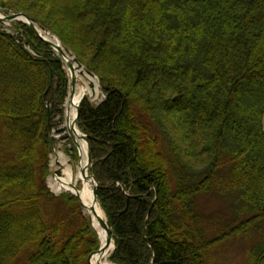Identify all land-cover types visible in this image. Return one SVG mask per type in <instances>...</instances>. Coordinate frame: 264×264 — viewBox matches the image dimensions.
<instances>
[{"label": "trees", "instance_id": "1", "mask_svg": "<svg viewBox=\"0 0 264 264\" xmlns=\"http://www.w3.org/2000/svg\"><path fill=\"white\" fill-rule=\"evenodd\" d=\"M0 10L36 19L99 79L105 96L82 99L78 127L112 262L219 264L212 249L260 226L264 0H0ZM2 26L0 148L12 159L0 161V264H89L98 233L77 196L47 184L69 76L29 24ZM167 123L179 136L164 147ZM203 195L239 204L215 237ZM248 264H264V231Z\"/></svg>", "mask_w": 264, "mask_h": 264}, {"label": "bare ground", "instance_id": "2", "mask_svg": "<svg viewBox=\"0 0 264 264\" xmlns=\"http://www.w3.org/2000/svg\"><path fill=\"white\" fill-rule=\"evenodd\" d=\"M0 16L2 14L0 13ZM27 21V19L22 18ZM35 28L46 39L54 42L56 45L63 46L57 37H54L51 33L43 30L37 23H33ZM64 64L67 66V70L71 77L76 81L75 88L70 91L67 101V113L68 121L66 125L71 129L70 137L74 139V142L78 148L80 159L75 168L69 159V156L63 150H55L53 156V162L61 173L56 174L54 177L53 186L59 191H67L72 194L78 195L85 206L86 212L89 214L91 222L94 224L99 238L103 245V252L96 255L92 262L94 264H114L111 261L110 256L114 250V240L109 238V232L106 224V213L94 194L95 182L89 175L84 174L88 162V144L79 129H73L74 118L77 112V106L79 105L82 97L86 95H92L96 97L99 93V79L90 74L84 67L76 63L72 57H66ZM69 148L74 145L70 144Z\"/></svg>", "mask_w": 264, "mask_h": 264}, {"label": "rangeland", "instance_id": "3", "mask_svg": "<svg viewBox=\"0 0 264 264\" xmlns=\"http://www.w3.org/2000/svg\"><path fill=\"white\" fill-rule=\"evenodd\" d=\"M0 13L3 15H7L9 12H4L0 10ZM2 24H3V26L1 27L2 29H5L7 31H11L13 29L12 27L13 22L11 23L6 22ZM65 68L67 70L66 65ZM68 75L70 76L69 72ZM99 88H100V84H99ZM104 96L105 94L100 88L98 95L94 97L92 100L95 102H100L104 98ZM63 116L64 119L60 123L59 127L65 125L66 116L64 114ZM167 125L168 128L158 131L159 135L161 136L164 147L167 146V142L169 141V135L171 137L179 136V131L176 130V127H174L171 123H167ZM56 130H54L52 133L55 139V143L50 153V163H49L50 175L48 176L47 184L50 190L55 193V195H60L62 193L72 194L67 191L58 192L53 186L54 177L56 175L55 171L57 170V167L53 162V156L55 155V150H63L69 156L70 161L72 162L73 166L76 168L80 159L79 158L80 155L73 137L69 138L70 133L68 132L67 127H66V132L64 133H58ZM70 144L74 145L73 148L77 149V153H78L77 156L72 155L71 154L72 152L68 154L67 149L71 146ZM11 159H12V153L0 148V161H7ZM233 199L235 198L230 196H219V195H203L199 197L198 205L200 209L203 210L207 214L206 216L208 217H211L213 215L216 220V226L212 222L213 220L211 221L213 227H211V231L208 234L209 237H215V235H217V232L221 229L220 227H218L222 225L221 220L229 221L233 218L234 207H235L234 205H239L238 203L234 202ZM66 211L70 212V216L72 215L71 208L68 207ZM80 213L81 215H86L88 218L90 217L89 214L86 212L84 206L80 211ZM259 225L260 226L257 229L252 230L247 234H243L239 237H229L225 243L212 249L211 259L213 261L219 262V264H248L250 249L254 247V245L260 242L264 231V221H262L261 224Z\"/></svg>", "mask_w": 264, "mask_h": 264}, {"label": "water", "instance_id": "4", "mask_svg": "<svg viewBox=\"0 0 264 264\" xmlns=\"http://www.w3.org/2000/svg\"><path fill=\"white\" fill-rule=\"evenodd\" d=\"M22 18H25V19H27V21H25V20H22ZM14 21H21V22H25V23H27V24H29L30 25V27L35 31V33H36V35L38 36V37H40L41 39H43V40H45L48 44H50L57 52H58V54L61 56V60L64 62L65 61V58L66 57H72L73 58V60L76 62V63H78L80 66H82V67H84L85 68V66L83 65V64H81V63H79L78 61H76V57H75V55L68 49V48H66L64 45L63 46H60V45H56L54 42H52V41H50V40H48V39H46L45 37H43L42 36V34L40 33V32H38V30L35 28V26H34V24L33 23H37L43 30H45V31H47V32H49V33H51L54 37H57L58 38V40L61 42V40L59 39V37L57 36V35H55L54 33H52L50 30H48L47 28H45L44 26H42L36 19H34V18H32L30 15H28V14H26V13H24V12H11V13H9V14H7V15H2V16H0V22H3V23H6V22H8V23H11V22H14ZM61 44H62V42H61ZM90 74H92V75H94V76H96L94 73H92V72H90V71H88ZM97 77V76H96ZM98 78V77H97ZM70 84H71V89L73 90L74 88H75V85H76V81H75V79L73 78V77H71V75H70ZM90 97L93 99L94 97L92 96V95H90ZM82 99H83V97H82ZM82 99L80 100V102H79V105L77 106V112H76V116H75V118H74V123H73V129H79V127H78V119H79V114H80V109H79V107H80V103H81V101H82ZM67 107V106H66ZM66 112H67V109H66ZM68 118H69V116H68V114L66 115V122L68 121ZM66 130V127L65 126H63V127H61V128H59L58 129V132H64ZM70 130V129H69ZM80 130V129H79ZM71 131V130H70ZM81 131V130H80ZM81 133H82V137H84V139L86 140V142H87V144H88V162H87V165H86V168H85V170H84V174L87 176V175H89V176H91L92 178H93V180H94V182H95V186H94V194H95V196L98 198V196H97V189H98V182H97V180H96V178L94 177V176H92V175H90L89 174V168H90V165H91V144H90V142H89V139H88V136L85 134V133H83L82 131H81ZM60 171L59 170H56L55 171V174H58V175H60ZM75 196H78V195H76V194H74ZM81 200V199H80ZM81 202H82V200H81ZM82 205L84 206V203L82 202ZM85 207V206H84ZM106 224H107V228H108V232H109V238H112L113 239V230H112V228L109 226V224H108V221H107V219H106ZM92 226L94 227V229L97 231V229L95 228V226H94V224L92 223ZM98 233V232H97ZM98 235H99V233H98ZM114 240V239H113ZM114 249H115V243H114ZM104 250H103V245H102V243H101V246H100V248L97 250V251H95L94 253H92L91 255H90V257H89V264H94L93 262H92V260H93V258L96 256V255H98V254H101L102 252H103ZM114 251V250H113ZM116 264H118V263H116Z\"/></svg>", "mask_w": 264, "mask_h": 264}]
</instances>
